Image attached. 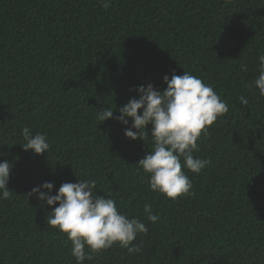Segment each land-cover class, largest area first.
<instances>
[{
  "label": "trees",
  "instance_id": "16d2710c",
  "mask_svg": "<svg viewBox=\"0 0 264 264\" xmlns=\"http://www.w3.org/2000/svg\"><path fill=\"white\" fill-rule=\"evenodd\" d=\"M261 54L264 0H0V162L13 164L0 264H77L67 235L47 224L58 204L28 194L79 179L148 228L133 241L139 253L114 244L85 264H264V97L248 87ZM184 71L229 111L197 141L194 157L210 165L182 168L195 194L173 201L148 187L138 164L154 148L151 124L145 141L132 140L131 118L114 117L138 86L162 92L164 75ZM23 127L45 134L49 152L25 151ZM146 202L158 222L146 219Z\"/></svg>",
  "mask_w": 264,
  "mask_h": 264
},
{
  "label": "clouds",
  "instance_id": "9594fccd",
  "mask_svg": "<svg viewBox=\"0 0 264 264\" xmlns=\"http://www.w3.org/2000/svg\"><path fill=\"white\" fill-rule=\"evenodd\" d=\"M110 3L111 0H101L104 8ZM258 73L248 87L250 90L255 87L264 97V54L258 57ZM163 81L167 88L162 92L151 83L138 86L135 90L139 98L132 97L120 106V115L114 118L124 125H128V118H131V127L125 128L124 132L132 140L139 138L145 141L149 135L147 126L151 124L154 148L138 164L148 174V187L175 201L195 194L192 181L182 168L199 174L210 165L209 159L194 157V153L199 151L197 141L229 111V106L211 85L190 72L184 71L183 75L173 72L170 79L166 74ZM238 99L242 105L249 103L246 96L241 95ZM113 110L109 108L98 113V119L103 122L113 118ZM21 135L24 142L20 145L25 151L32 150L34 154L49 152L50 143L45 134H33L28 127H23ZM12 167L8 160L0 162V199L10 198L7 185ZM53 188L54 182L45 181L28 195L38 194V199L46 201L49 206L58 204L46 218L47 224L67 235L77 264H85L94 254L114 244L126 249L129 255L141 251L140 244L133 241L139 234L148 233L145 223L122 213L115 199L98 195L95 180L62 183L54 195ZM143 212L148 221H159V215L153 213L150 203L144 204Z\"/></svg>",
  "mask_w": 264,
  "mask_h": 264
}]
</instances>
